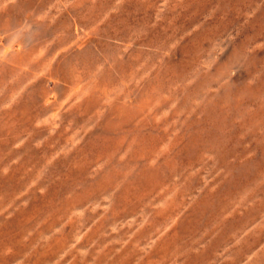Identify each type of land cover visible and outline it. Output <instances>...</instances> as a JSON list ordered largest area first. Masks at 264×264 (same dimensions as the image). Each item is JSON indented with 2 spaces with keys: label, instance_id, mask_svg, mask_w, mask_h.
Here are the masks:
<instances>
[{
  "label": "clouds",
  "instance_id": "9594fccd",
  "mask_svg": "<svg viewBox=\"0 0 264 264\" xmlns=\"http://www.w3.org/2000/svg\"><path fill=\"white\" fill-rule=\"evenodd\" d=\"M0 264H264V0H0Z\"/></svg>",
  "mask_w": 264,
  "mask_h": 264
}]
</instances>
